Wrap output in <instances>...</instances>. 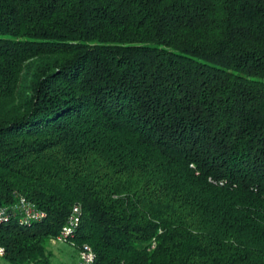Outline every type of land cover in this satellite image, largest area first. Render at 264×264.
Listing matches in <instances>:
<instances>
[{
  "label": "trees",
  "instance_id": "16d2710c",
  "mask_svg": "<svg viewBox=\"0 0 264 264\" xmlns=\"http://www.w3.org/2000/svg\"><path fill=\"white\" fill-rule=\"evenodd\" d=\"M5 264H264V0H0Z\"/></svg>",
  "mask_w": 264,
  "mask_h": 264
},
{
  "label": "built area",
  "instance_id": "2783aa9c",
  "mask_svg": "<svg viewBox=\"0 0 264 264\" xmlns=\"http://www.w3.org/2000/svg\"><path fill=\"white\" fill-rule=\"evenodd\" d=\"M79 206H74L66 224L62 227L59 234L51 239L59 242H66L67 238L73 234L74 228L79 223ZM11 213L21 216L22 223H32L41 221L46 217L45 211L37 207L35 202L19 194L17 200L10 206L0 207V221H7ZM5 249L0 245V264L3 263ZM78 259L74 264H95V253L87 244H83L78 250Z\"/></svg>",
  "mask_w": 264,
  "mask_h": 264
},
{
  "label": "rangeland",
  "instance_id": "374dc122",
  "mask_svg": "<svg viewBox=\"0 0 264 264\" xmlns=\"http://www.w3.org/2000/svg\"><path fill=\"white\" fill-rule=\"evenodd\" d=\"M49 249L52 252V261L54 262H73L76 259L77 252L72 244L69 242H59L53 239H50ZM73 257V258H72ZM78 259V256H77ZM5 264V262H4Z\"/></svg>",
  "mask_w": 264,
  "mask_h": 264
},
{
  "label": "crops",
  "instance_id": "0c3cea01",
  "mask_svg": "<svg viewBox=\"0 0 264 264\" xmlns=\"http://www.w3.org/2000/svg\"><path fill=\"white\" fill-rule=\"evenodd\" d=\"M73 258V257H72ZM76 261H77V256H76V259L71 263V262H69V264H74V263H76Z\"/></svg>",
  "mask_w": 264,
  "mask_h": 264
}]
</instances>
